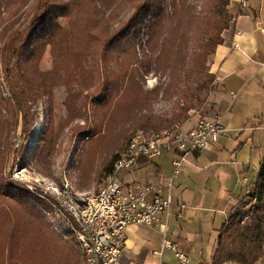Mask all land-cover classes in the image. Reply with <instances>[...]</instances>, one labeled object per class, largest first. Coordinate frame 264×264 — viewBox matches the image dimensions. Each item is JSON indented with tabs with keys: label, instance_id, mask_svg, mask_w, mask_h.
Returning a JSON list of instances; mask_svg holds the SVG:
<instances>
[{
	"label": "rangeland",
	"instance_id": "374dc122",
	"mask_svg": "<svg viewBox=\"0 0 264 264\" xmlns=\"http://www.w3.org/2000/svg\"><path fill=\"white\" fill-rule=\"evenodd\" d=\"M52 1L0 0V37L4 32L5 36L15 37L10 56L4 62L0 59V97H3L0 104L4 103L2 112L6 117L5 130L0 137V208L4 196L21 199V206L32 209L38 221L41 216L44 224L37 222L38 226L34 229L41 232L40 241L49 243V247L52 241L75 246L78 254L71 251L67 256L71 264H84L73 225L63 217V213L67 215L66 207H71L79 194L98 193L105 186L108 174L103 171L104 166L114 155L125 152L139 131L175 129L177 123L190 126L194 122H188L200 116L220 115L227 101L212 70L214 53L208 56L206 63L207 78L215 76L214 82L203 90L192 85L189 93L193 94V99L186 100L181 98L180 91L171 83L168 71L162 67L150 71L142 68L138 61L141 56L139 47L136 48L137 56L132 51L118 54L116 47H113L108 52L103 50L96 60L89 59L85 66L89 71L80 69L81 73L74 74L81 95L86 96L84 100L82 97H72L63 79L53 83V76L47 72L54 69L55 58L51 47L47 46L39 61L42 75L37 80V97L30 96L25 79L18 72V58L14 51L26 42L33 27L41 30L46 25L50 29L48 23H55L53 20L58 14V5ZM206 1L188 0L187 13L202 15L201 12L208 5ZM82 4L83 10L74 8L71 18L58 19L56 33L72 37L74 33L70 24H75L73 30L75 33L79 30L76 36L81 38L84 48L89 42L86 32L82 31L85 27L105 28L104 36L116 34L137 15L139 0H82ZM229 5L231 26L237 14L231 12ZM124 43L128 44L127 40ZM2 44L3 41L0 49ZM28 54L27 49L24 58ZM71 61L72 58L67 57L59 65L56 62V67L70 68ZM66 72L68 69L64 68L62 76ZM11 89L17 94L16 97ZM99 93L102 96H98ZM187 102L192 107L189 110L185 108ZM174 115H178L179 119L162 127L153 126L152 121L146 124L150 117L156 120ZM253 188V184L247 187V192L233 202L228 218L239 212L242 224L250 220L256 203L250 196ZM34 220L30 217V224L26 228H19L14 244L3 238L0 225V252H7L10 248L14 256L21 255V250L17 248V243L22 241L20 233H26L25 240L28 242ZM257 249L264 253L263 236ZM47 250L43 246L41 253ZM213 252L207 264H241L238 262L237 248L231 240L221 243L218 238ZM255 264H264V255Z\"/></svg>",
	"mask_w": 264,
	"mask_h": 264
},
{
	"label": "trees",
	"instance_id": "16d2710c",
	"mask_svg": "<svg viewBox=\"0 0 264 264\" xmlns=\"http://www.w3.org/2000/svg\"><path fill=\"white\" fill-rule=\"evenodd\" d=\"M52 2L58 5V14L53 20L55 23H48L51 26L50 29L46 25L41 30L33 27L26 42L17 51H14L18 58V72L23 80L25 79L26 90L30 96L37 97V80L42 75L39 70V61L47 46L51 47V53L55 58L54 69L47 72L53 76L51 79L53 83L63 79L72 97H82L84 100L86 96L81 95L82 91L74 74L81 73L80 69L89 71L85 67L88 65L89 59L96 60L103 50L108 52L113 47H116L118 54L124 55L132 51L137 56L136 48L139 47L141 56L138 61L142 68L145 71H150L162 67L168 71L171 83L180 91L181 98L192 100L193 94L189 93L192 85H197L201 90L208 89L215 80L213 75L207 78L209 75L206 64L207 58L215 52L219 44L223 43L222 33L229 28L232 18L227 9L230 0L206 1L208 5L201 12L202 15L187 13L188 0H139L137 15L118 33L104 36L106 34L105 28L85 27L82 31L86 32L89 42L83 48L80 42L81 38L76 36L79 30L77 33L73 30L75 24H70L74 33L72 37L56 33L58 19L71 18L74 8L83 10L82 0H68L67 2L53 0ZM182 18L185 19L182 21ZM4 36L5 32L0 37V41H3L0 59L3 62L10 56L12 44L15 41V37L5 36L7 38L4 39ZM125 40L128 44L124 43ZM27 49L29 54L24 58ZM67 57L72 58L70 68L66 66L56 67V62L59 65ZM98 61H96L97 64ZM64 68H67L68 72L62 76L61 71ZM93 70L95 67L92 68ZM11 91L16 97L15 91L13 89ZM98 96L102 95L99 93ZM1 98L3 99L0 97V100H2ZM2 104L4 103L0 104V137L5 130L4 122L6 121L2 112ZM185 108L187 110L192 108L190 102L185 103ZM150 118L146 124L149 125L152 121L153 126L162 127L179 119V116L174 115L172 118H157L156 120L153 117ZM119 154L114 155L109 163L104 166L103 171L106 175L113 170L115 162L119 159ZM250 196L256 201L250 220L242 224L240 221L241 213H234L224 223L218 236L221 243L230 240L234 243L237 248L238 262L241 264H255L264 255L257 249L262 236L264 239V158ZM4 197V205L2 203L0 208V217L2 218L0 225L3 229V238L9 239L13 244L16 243L19 228H26L30 224V217L35 220L31 223L33 232L30 234L28 242L25 240L26 233H20L22 241L17 243V248L21 250V255L14 256L10 248L7 252L1 251L0 264H71L72 261L67 253L75 251L78 254L76 247L55 241H52L51 247H49V243L41 242V232L38 233L34 230L38 226L37 222L43 223L42 219L40 220L41 216L38 217V221L37 215L33 214L32 209H25V205L21 206V199ZM43 246L48 249L46 253H41ZM50 250H54V252L49 253Z\"/></svg>",
	"mask_w": 264,
	"mask_h": 264
},
{
	"label": "crops",
	"instance_id": "0c3cea01",
	"mask_svg": "<svg viewBox=\"0 0 264 264\" xmlns=\"http://www.w3.org/2000/svg\"><path fill=\"white\" fill-rule=\"evenodd\" d=\"M229 8L237 15L212 56L227 101L220 114L227 130L191 155L174 177V153L153 160L141 155L120 172L135 187L173 179L174 201L186 205L182 217L166 219V230L160 224L130 225L123 264H180L173 249L162 248L164 238L177 244L188 264H207L231 205L256 181L264 158V0H231Z\"/></svg>",
	"mask_w": 264,
	"mask_h": 264
},
{
	"label": "built area",
	"instance_id": "2783aa9c",
	"mask_svg": "<svg viewBox=\"0 0 264 264\" xmlns=\"http://www.w3.org/2000/svg\"><path fill=\"white\" fill-rule=\"evenodd\" d=\"M226 130L221 115L200 116L190 126L177 123V129H173V134H166L165 141L136 145L132 153L133 167L141 155L153 160L166 153H174V177L182 171L191 155L217 142ZM121 166H125V161ZM131 168L127 167V170ZM172 180L164 185L147 183L135 187L125 184L119 177V180H113L110 187L103 190V198L100 200H92V193H81L76 197L72 204L79 206V200H88L98 219L95 233L78 231L85 237L89 246L90 264H123L121 258L126 246L127 228L130 225L160 224L166 230V219L170 216L182 217L186 205L174 201ZM63 217L72 223L66 214L63 213ZM164 247L176 252L180 264L189 263V257L178 250L177 244L168 238L163 240L162 248Z\"/></svg>",
	"mask_w": 264,
	"mask_h": 264
},
{
	"label": "bare ground",
	"instance_id": "6f19581e",
	"mask_svg": "<svg viewBox=\"0 0 264 264\" xmlns=\"http://www.w3.org/2000/svg\"><path fill=\"white\" fill-rule=\"evenodd\" d=\"M177 129V127L175 128ZM155 134V135H154ZM166 134H173V129H166L162 131H139L133 137L128 149L123 152L119 159L115 162L113 170L107 175L105 186L98 192L92 194V200H100L103 198V190L110 187L113 180H119L120 172L127 167L133 166V149L136 145L146 142H163ZM125 161V166H121ZM67 217L72 222L79 247L82 251L84 264H90L89 246L85 237H82L78 231H87V233H95L98 226V219L95 216L94 207L90 206L88 200H79V206L72 204L66 207ZM67 221V220H66ZM74 234V233H73Z\"/></svg>",
	"mask_w": 264,
	"mask_h": 264
}]
</instances>
